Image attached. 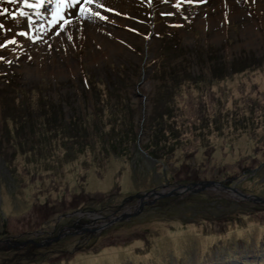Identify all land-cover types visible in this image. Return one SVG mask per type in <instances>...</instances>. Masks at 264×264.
Segmentation results:
<instances>
[{
  "label": "rangeland",
  "instance_id": "1",
  "mask_svg": "<svg viewBox=\"0 0 264 264\" xmlns=\"http://www.w3.org/2000/svg\"><path fill=\"white\" fill-rule=\"evenodd\" d=\"M56 1L0 3V239L48 241L1 244L0 264L264 262L263 204L146 194L215 181L264 198V0ZM20 102L32 118L6 127ZM55 181L81 208L32 207L25 188Z\"/></svg>",
  "mask_w": 264,
  "mask_h": 264
},
{
  "label": "trees",
  "instance_id": "2",
  "mask_svg": "<svg viewBox=\"0 0 264 264\" xmlns=\"http://www.w3.org/2000/svg\"><path fill=\"white\" fill-rule=\"evenodd\" d=\"M154 1H158V0H154ZM161 2H164V0H161ZM178 4H180V1L178 0ZM175 8H179V7H177V6H175ZM160 19V18H159ZM158 58H164V54H158V56H157ZM157 61V60H156ZM212 77V76H211ZM86 78H87V80H88V83H90L89 85H90V88L92 87L93 89L95 88L96 89V87H95V84H93L92 82H90V79L88 78V76H86ZM23 92V91H22ZM25 93V92H24ZM28 95H31V92H29V93H25V94H22V97H24V98H27V96ZM26 100H28V102H29V104L31 103L30 102V99H29V97L26 99ZM48 101V103L47 104H45V108H43L42 110H39V112L40 111H42L43 112V114H46V120H47V124L48 123H50L51 122V120H53V121H55V119L56 118H58V115H57V111H58V109H59V105H58V103L56 102V101H54V100H47ZM28 102L24 105V108H22L23 107V103L22 102H20V104H15V106H14V110L16 111V114H6V118H7V120H5V122H6V127H7V125H8V120H11V121H16L17 123H14V128H15V130H17V129H19L20 127H21V123L17 120L18 118H20L21 120H23V114L26 112L27 114H28V116H29V119H31L32 117L30 116V112H29V109H30V106L31 105H29L28 104ZM171 111H169V112H165L164 114H161V113H159L158 115V117L160 118V121H161V123H163L164 121H165V116H166V114L167 113H170ZM36 115V114H35ZM24 121V120H23ZM156 127V126H155ZM156 130V129H155ZM154 130V131H155ZM161 131V130H160ZM160 131H157V132H160ZM234 157V156H233ZM43 172V173H42ZM42 172H39V175H40V179H42V177L43 176H45V178H48V174H46V172L47 171H42ZM73 173H75V170H73V171H71L70 173H68L66 176H69V179L70 178H72V174ZM90 177H92L91 179H93L95 182L97 181L96 179H94L93 177H95L94 176V174H91L90 175ZM95 178H97V177H95ZM63 179H65V177H63ZM73 179V178H72ZM90 179V180H91ZM98 179V178H97ZM74 180V179H73ZM113 181V180H112ZM116 182H117V180H115ZM88 183H91V182H87V184ZM113 183H114V181H113ZM54 184L55 185H53V187L52 186H50V188H47V190L46 191H43V190H41V191H39L38 189H36V188H33V186L31 187V185H29V186H27L26 188H25V190H28V191H31L32 193L35 191V198H34V200H35V202L32 204V207H34L35 205H37V207H39V206H41V204H43V203H45V205H46V207H45V209L46 210H49V211H51V215L50 216H52L53 214H55V213H58V212H60V211H56V209L53 207V209H51L50 207H51V203L56 199V201L57 202H59V203H61V204H63L64 206H66L67 208H68V210L67 211H65L66 213H69V212H71V211H74V209L76 210L77 208H81V207H74L73 205H71L72 203H71V201H68V195H66V193L64 194L62 191H60V183H56V181L54 182ZM67 184V183H66ZM67 186V185H66ZM31 187V188H30ZM33 188V189H32ZM24 190V191H25ZM28 191L26 192V194H28ZM68 190L66 189L65 190V192H67ZM92 192L94 193H96V188L94 189V190H86L85 189V193H81L80 194V197H79V202L78 203H83V201L84 200H86V199H89V198H86V196L89 194H92ZM55 196V198H53ZM51 203H50V202ZM51 204V205H50ZM31 206V205H30ZM52 211H56V212H52ZM3 212V211H2ZM64 213V212H63ZM44 215H46V213H43ZM61 214V213H60ZM59 214V215H60ZM47 216V215H46ZM49 216V217H50ZM229 257H227V259H228ZM175 259H176V256H175ZM162 260V259H161ZM160 260V261H161ZM175 261H178V260H175ZM95 263H97V262H95ZM110 263V262H109ZM264 262H263V260H260L259 262H258V264H263ZM92 264V263H91ZM111 264V263H110ZM161 264H163L162 262H161Z\"/></svg>",
  "mask_w": 264,
  "mask_h": 264
},
{
  "label": "water",
  "instance_id": "3",
  "mask_svg": "<svg viewBox=\"0 0 264 264\" xmlns=\"http://www.w3.org/2000/svg\"><path fill=\"white\" fill-rule=\"evenodd\" d=\"M203 189H217V190H221L223 192H227L231 195L237 196L238 198L241 199H245L251 202H258L264 205V198L263 197H259V196H255V195H250V194H246L243 191H241L240 189L236 188L235 186H225L223 184H220L218 182L215 181H205V182H200V183H189V184H177L173 187H171L169 192H164V190L161 191H151L150 193H146L147 195H154V198L156 197H161V196H165L166 194H181L183 192H198L201 191ZM142 198V196H141ZM140 205V204H139ZM141 207V206H139ZM136 213L135 211L133 212H125L124 215H126V217H129L130 214H134ZM78 214L81 215H87L88 213H82L80 211H78ZM92 214V213H90ZM90 214L88 216H90ZM96 216L101 217V215H98L97 213H95ZM123 215H120L117 218H109L108 219V223H110L113 220H118L121 219ZM95 217V216H94ZM107 224L104 223L101 225V227L106 226ZM82 227V226H81ZM48 242V241H47ZM47 242H42V241H34L31 239L28 240H23V241H11L10 239H0V245L1 244H5L8 247L12 246L13 244H17L19 245H24L26 243H30L31 246H42ZM13 243V244H12ZM13 247V246H12Z\"/></svg>",
  "mask_w": 264,
  "mask_h": 264
},
{
  "label": "snow or ice",
  "instance_id": "4",
  "mask_svg": "<svg viewBox=\"0 0 264 264\" xmlns=\"http://www.w3.org/2000/svg\"><path fill=\"white\" fill-rule=\"evenodd\" d=\"M3 2H5V0H0V3H3ZM7 2H9V3H19V0H7ZM60 2L62 4H69L70 7H75V5L80 2V0H60ZM85 2L88 3V4H91L93 2V0H85ZM24 3H25L26 6H29V7L31 6V5L27 4V0H24ZM0 14L7 15V11L5 10L3 13H0ZM21 15H23V13H21ZM96 15H99V13H96ZM63 20H64V17L60 16L58 18V20H57V23H60ZM3 27H4L3 25H0V29H3ZM20 35L27 36V33H20ZM69 38H71V37H69ZM9 43H13L14 44V43H16V41L12 40Z\"/></svg>",
  "mask_w": 264,
  "mask_h": 264
},
{
  "label": "bare ground",
  "instance_id": "5",
  "mask_svg": "<svg viewBox=\"0 0 264 264\" xmlns=\"http://www.w3.org/2000/svg\"><path fill=\"white\" fill-rule=\"evenodd\" d=\"M57 3L58 4H60L61 2H60V0H58V1H56V9L54 10V13L55 14H57V15H59V11H58V8H57ZM64 5V4H63ZM73 8V7H72ZM62 11L64 12V10H69V9H71V7H70V5L69 4H67V5H65V7H63L62 6ZM71 11V10H70ZM73 11V10H72ZM62 12V13H63ZM62 13H60V15L62 14ZM68 13V12H67ZM67 13H66V15H67ZM53 14V13H52ZM63 15V14H62ZM74 15V14H73ZM66 18V17H65ZM54 20V19H53ZM57 20V19H56ZM68 20V19H67ZM77 22V21H76ZM50 25V24H49ZM49 29V28H48ZM91 34V33H90Z\"/></svg>",
  "mask_w": 264,
  "mask_h": 264
},
{
  "label": "flooded vegetation",
  "instance_id": "6",
  "mask_svg": "<svg viewBox=\"0 0 264 264\" xmlns=\"http://www.w3.org/2000/svg\"><path fill=\"white\" fill-rule=\"evenodd\" d=\"M81 225H82L81 223H75V225L73 224L72 228H78V227L80 228ZM29 245L31 244L29 243Z\"/></svg>",
  "mask_w": 264,
  "mask_h": 264
}]
</instances>
